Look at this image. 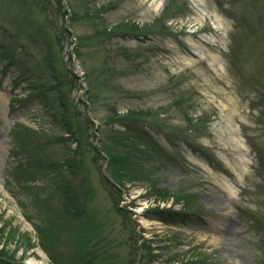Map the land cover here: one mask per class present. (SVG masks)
<instances>
[{
    "label": "rangeland",
    "instance_id": "374dc122",
    "mask_svg": "<svg viewBox=\"0 0 264 264\" xmlns=\"http://www.w3.org/2000/svg\"><path fill=\"white\" fill-rule=\"evenodd\" d=\"M0 231V264H264V0H0Z\"/></svg>",
    "mask_w": 264,
    "mask_h": 264
},
{
    "label": "trees",
    "instance_id": "16d2710c",
    "mask_svg": "<svg viewBox=\"0 0 264 264\" xmlns=\"http://www.w3.org/2000/svg\"><path fill=\"white\" fill-rule=\"evenodd\" d=\"M112 164H113L114 168H117L116 160H112ZM170 198H171L170 196H167V197H163L162 199H163V202H168L170 200ZM0 233H1L2 237H3L4 236V231H0ZM43 247L47 250V248L45 246H43ZM184 261H185L184 257L180 258V259L178 257H173L171 259H167L164 264H183Z\"/></svg>",
    "mask_w": 264,
    "mask_h": 264
},
{
    "label": "bare ground",
    "instance_id": "6f19581e",
    "mask_svg": "<svg viewBox=\"0 0 264 264\" xmlns=\"http://www.w3.org/2000/svg\"><path fill=\"white\" fill-rule=\"evenodd\" d=\"M30 264H49V262H48L47 258L45 256H43L41 261L31 260Z\"/></svg>",
    "mask_w": 264,
    "mask_h": 264
},
{
    "label": "water",
    "instance_id": "95a60500",
    "mask_svg": "<svg viewBox=\"0 0 264 264\" xmlns=\"http://www.w3.org/2000/svg\"><path fill=\"white\" fill-rule=\"evenodd\" d=\"M63 5H64V8L66 9L65 4H63ZM74 68H75V70H76V74H77V76H78V77H81V76L79 75V69H78V67L76 66V64H74ZM96 130H98V129H96ZM22 264H29V263H22Z\"/></svg>",
    "mask_w": 264,
    "mask_h": 264
}]
</instances>
